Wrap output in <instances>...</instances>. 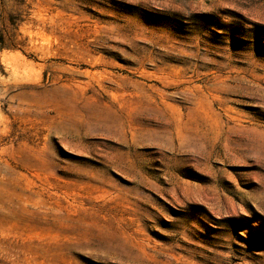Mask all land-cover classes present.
<instances>
[{
  "label": "rangeland",
  "instance_id": "374dc122",
  "mask_svg": "<svg viewBox=\"0 0 264 264\" xmlns=\"http://www.w3.org/2000/svg\"><path fill=\"white\" fill-rule=\"evenodd\" d=\"M0 264H264V0H0Z\"/></svg>",
  "mask_w": 264,
  "mask_h": 264
}]
</instances>
